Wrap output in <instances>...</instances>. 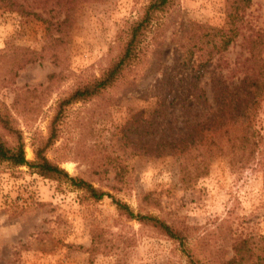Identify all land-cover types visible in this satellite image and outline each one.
<instances>
[{"label": "rangeland", "instance_id": "374dc122", "mask_svg": "<svg viewBox=\"0 0 264 264\" xmlns=\"http://www.w3.org/2000/svg\"><path fill=\"white\" fill-rule=\"evenodd\" d=\"M147 1L90 0L77 4L58 62L40 51L46 41L42 20L0 7V101L10 105L14 98L24 99L32 107L29 113L27 107L14 114L27 159L33 158V141L46 135L57 99L79 81L100 74ZM227 14L226 0H174L160 14L158 22L165 21V28L162 33H148L135 67L99 98L76 102L66 109L59 136L48 148L47 157L133 208L140 201L168 220L199 226L197 232L207 226L214 228L231 214V235L262 239L264 187L261 172L254 165L236 168L226 156H220L211 162L207 174L184 188L178 181V156L147 154L154 145L148 144L149 137L125 128L134 117H148L157 105L154 84L172 67V48L180 25L194 20L228 27ZM245 17L252 26L264 27V0H252ZM15 47L37 53L34 59L26 57L12 65L11 57L18 53ZM225 56L231 66L248 57L240 36ZM200 83L210 97L208 69ZM255 127L264 138V95ZM94 228L103 247L89 254L85 248ZM220 229L226 233L216 240V254L222 253L214 257L217 264L233 253L228 227ZM257 253L254 264H264V249ZM117 262L186 264V259L177 244L120 215L111 197L86 199L73 186L43 178L27 166L0 163V264Z\"/></svg>", "mask_w": 264, "mask_h": 264}, {"label": "trees", "instance_id": "16d2710c", "mask_svg": "<svg viewBox=\"0 0 264 264\" xmlns=\"http://www.w3.org/2000/svg\"><path fill=\"white\" fill-rule=\"evenodd\" d=\"M84 1L90 0H0V7L42 20L46 24V41L40 51L49 53L58 62L75 19V8ZM173 1L148 0L100 74L79 81L57 99L46 135L36 140L32 138V159L26 158L24 137L14 115L30 107L28 101L14 98L10 105L0 101V163L27 166L43 178L73 186L86 199L98 201L105 195L111 197L120 215L136 220L141 227L177 244L186 264H217L214 257L222 253L216 254V240L219 234L226 233L225 229H220L222 226L228 227L233 253L221 264H254L257 251L264 249L261 244L264 237L257 240L242 234L231 235V214L214 228L207 226L197 232L199 226L179 219L168 220L154 214L140 201L133 208L91 181L68 173L46 155L59 136L66 109L73 103L99 98L135 67L143 54L142 44L148 33H162L165 28V21L158 22L160 14L165 13ZM226 4L228 27L194 20L180 25L172 48V67L154 84L159 99L157 105L148 117H134L125 127L133 134L149 137V145L154 143L147 154L178 156V181L184 188L193 186L207 174L211 162L220 156H226L236 168L254 165L261 172L264 187V138L255 127L264 95V27L252 26L245 17L252 0H226ZM238 36L248 57L231 66L225 53ZM15 49L18 53L12 55V65L22 63L26 57L34 59L37 53L26 47ZM206 69L209 70L210 97L200 83ZM30 110L32 107L28 113ZM119 175L118 172L116 176ZM101 247L98 230L94 228L85 251L93 254Z\"/></svg>", "mask_w": 264, "mask_h": 264}]
</instances>
